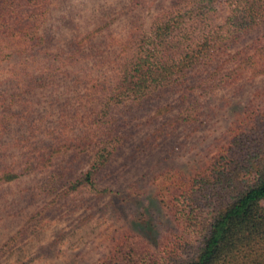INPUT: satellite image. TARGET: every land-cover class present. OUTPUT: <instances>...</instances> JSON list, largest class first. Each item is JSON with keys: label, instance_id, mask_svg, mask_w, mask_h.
<instances>
[{"label": "trees", "instance_id": "obj_1", "mask_svg": "<svg viewBox=\"0 0 264 264\" xmlns=\"http://www.w3.org/2000/svg\"><path fill=\"white\" fill-rule=\"evenodd\" d=\"M60 1L0 0V65L10 67L0 72L3 148L9 143L2 136L19 113L15 99L46 88L77 66L84 45L115 20L75 37L67 50L50 49L43 25ZM263 25L264 0H170L148 27L119 42L121 58L91 126L61 141L32 132L17 138L18 157L0 166V185L45 170L51 171L46 194L61 187L56 194L70 201L106 196L111 189L99 186L95 176L120 142L115 112L173 95L157 105L154 118L175 109L177 124L202 120L200 96L219 85L213 80L229 84L246 73L264 74V31L247 43ZM230 131L228 143L203 170L188 178L175 173L161 188L159 197L181 229L170 243L153 249L147 239L127 231L95 264H264V109L246 108ZM91 149L93 160L77 175L71 160H58Z\"/></svg>", "mask_w": 264, "mask_h": 264}, {"label": "rangeland", "instance_id": "obj_2", "mask_svg": "<svg viewBox=\"0 0 264 264\" xmlns=\"http://www.w3.org/2000/svg\"><path fill=\"white\" fill-rule=\"evenodd\" d=\"M169 2L61 0L43 25L50 49H66L75 37L115 20L84 45L77 66L58 74L46 88L15 99L19 113L2 136L9 144L4 148L0 144V166L18 157L15 140L31 132L50 141L82 135L120 61L119 42L148 27L152 15ZM263 31L264 25L247 43ZM6 64L2 62L0 72L10 69ZM213 83L219 85L200 96L204 115L194 123H175V109L153 117L157 105L167 98L171 101L173 95L115 112L120 142L95 176L99 186L111 189L102 198L70 201L56 194L61 187L46 194L51 171L45 170L2 183L0 264H95L127 231L147 239L153 249L170 243L181 229L159 197L163 185L175 173L188 178L203 170L228 143L238 115L251 106L264 109V74L246 73L229 84L217 78ZM93 156L91 149L58 160H71L77 175L89 167Z\"/></svg>", "mask_w": 264, "mask_h": 264}]
</instances>
